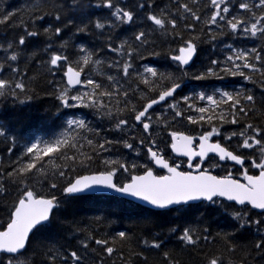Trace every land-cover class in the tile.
Returning a JSON list of instances; mask_svg holds the SVG:
<instances>
[{
    "label": "snow or ice",
    "instance_id": "obj_1",
    "mask_svg": "<svg viewBox=\"0 0 264 264\" xmlns=\"http://www.w3.org/2000/svg\"><path fill=\"white\" fill-rule=\"evenodd\" d=\"M95 6L107 9L108 16L87 23L67 18L69 11L80 9L77 0H72L71 5L57 4L52 11L32 5L27 20L19 18L23 10L0 7V25L23 29L15 40L0 43V98L21 104L35 98V78L26 82L19 63L26 54L37 55L36 51L26 53L27 39L43 36L49 41L43 48L48 58L40 63L52 77L62 73L63 82L48 80L53 91L47 95L58 102L57 118L68 117L63 121L64 131L55 139L11 136L12 144L22 141L23 148L10 170L5 168L0 173V264H96V260L99 264H116L113 256L121 264H133L132 257L143 253L130 250L125 260L124 249L134 240L128 231L100 237L89 232L79 242L80 248L71 251L63 246L48 247L38 238L57 220L64 200L79 198L78 194L86 192L109 190L167 212L173 211V206H179L177 211L191 210L196 207L190 203L194 201L218 205L233 222L231 233L216 234L224 240L230 255L225 258L223 253L206 254L204 264H264V127L248 119L250 113L256 112L255 94L242 87L234 88L231 81L225 82L227 77H240L256 83L254 77L258 74L264 88V0H236L235 5L232 0H209L205 7L210 15L206 16L200 9V0H174L173 6L163 8H156L154 0H137L133 5L97 0ZM236 8L244 14H234ZM14 17L19 18L18 23ZM48 17L52 19L47 20ZM149 21L147 28L140 27ZM201 23L204 27L197 31V24ZM90 24L98 30L123 25L137 29L118 46H113L111 36L107 38L106 47L118 58L106 61L101 79H97L100 72L93 68H103L105 63L95 58L98 50L76 45L71 59L65 54L69 41L63 37L70 33V26H74L71 35H75L87 33ZM213 25L219 31L209 35V26ZM220 36L256 38L260 41L259 49L227 44L223 60L209 59L207 64L200 62L197 66L204 37L216 41ZM53 39L60 41L58 48L53 47ZM158 40L167 48L158 51ZM145 54L163 56L175 67L170 70L151 62L137 66L135 60L145 59ZM214 80L221 81L222 86L210 83ZM193 81L198 83L193 85ZM261 105L264 106V93ZM77 108L107 117L111 122L109 131L120 135L113 139L101 136L99 128H93L85 118L68 116L62 111ZM180 120L198 125L201 134L194 136L176 129ZM225 125L239 127L228 131ZM138 127L143 138L128 135ZM9 131L8 122L0 120V137L7 141ZM233 138L237 143L230 150ZM116 145L130 150L134 157H113ZM167 148L176 155L166 154ZM242 150L251 152L242 154ZM7 151L12 152V148ZM46 157L63 161L53 165L56 171L51 175L46 174ZM229 161L234 162V167L239 166L235 172L226 168L223 174H213L214 169L224 168ZM12 188L15 195L8 203L6 197L11 195ZM131 207L151 211L135 204ZM253 210H258L254 216ZM166 214L152 213L156 217ZM168 231L179 232L178 242L192 248L208 242L211 235L208 227L194 225L169 227ZM245 231L252 239L235 243L237 235ZM139 243L156 250L164 247L159 233ZM237 250L241 255L232 259L231 254ZM161 255L165 264H181L170 250ZM144 259L146 264L147 257Z\"/></svg>",
    "mask_w": 264,
    "mask_h": 264
},
{
    "label": "trees",
    "instance_id": "obj_2",
    "mask_svg": "<svg viewBox=\"0 0 264 264\" xmlns=\"http://www.w3.org/2000/svg\"><path fill=\"white\" fill-rule=\"evenodd\" d=\"M0 7L7 8L9 10H23L19 18L25 20L28 19V13L31 10V6L39 4V6L44 11H52L54 6L57 4L64 3L66 5H71L72 0H0ZM137 0H119L122 5H133ZM209 0H200V9L202 13L210 15V11L205 7ZM258 2V0H257ZM80 4V9L76 11H69L67 13V18L75 19L77 22L83 20L87 23L89 20L95 21L98 18H103L108 16V10L102 7H96L97 0H77ZM236 0H232V4L235 5ZM174 0H154V6L156 8H163L165 6H173ZM244 14L243 10L238 8L234 9V14ZM143 12H141V17ZM14 17V22L18 23V19ZM48 17L47 20H51ZM47 21L45 22V26ZM151 22H145L140 25L142 28H147ZM204 25L197 24V31ZM212 32L209 35L218 33L219 29L216 26H209ZM137 30L129 25H123L112 30H98L94 28V25H89V31L87 33H76L71 35L75 31L74 26H70V33L65 35L63 39L69 41V48L65 54L72 58L77 49L76 45H84L89 49H96L99 55L95 58L101 59L104 63L103 68L100 65H93V68L100 72L97 79H101L104 72L106 71V61L114 58H118L117 54L110 51L106 44L108 42L107 38L112 37L113 46H118L120 41L123 39H130L132 33ZM23 34V29L15 27L13 25H0V43L5 40H15L19 35ZM205 42L201 44L203 49L200 62L207 64L209 59H220L223 60L227 51L225 45L231 44L235 48H245L250 49L251 47H257L259 49L260 41L256 38L247 37H231V36H220L216 41H210L208 37H204ZM49 41L46 37L41 36L40 38H28L26 53L36 51L37 55L35 57H29L27 54L24 56L23 60L19 63V68L24 72L25 79L27 82L28 78H35L33 86L36 89L35 98L25 102L23 104L19 101L13 102L11 98L4 100L0 98V120H5L8 122L9 128V139L6 141L3 137H0V173L3 172L5 168L10 170V165L12 161L20 154L23 148V142L20 141L16 145L11 142L12 135L23 136L26 139L39 138L42 140L55 139L64 131L66 125L63 123L68 117H58L56 112V107L58 102L53 96L47 95L53 91L51 85L48 84V80H54L57 82H62V73H58L55 77L47 74V68L40 63V61L46 60L48 58L47 54L43 51L46 43ZM54 48L59 47L60 41L53 39L51 41ZM157 48L158 51L167 48V44L160 43ZM175 46V45H173ZM24 47V46H21ZM63 51V50H61ZM3 53L0 52V62H2ZM153 63L154 66L161 68L169 67L170 70L174 69L175 65L171 64L169 60L163 56L160 58L150 57L145 54V59L135 60L137 66L146 63ZM15 66V65H14ZM114 71V70H112ZM248 71V70H246ZM8 73H5L7 75ZM110 74V73H109ZM256 83L252 81H246L240 77H227L225 82L231 81L234 88H244L251 90L256 97V112L250 113L248 119L254 124L264 127V106L261 105V96L264 93V88H261L259 83L258 74L255 75ZM193 85L198 82H191ZM215 86L221 87L222 82L218 80L211 81ZM199 90V89H197ZM184 94H188L185 92ZM62 111L67 112L68 116L75 114L77 117L85 118L91 123L93 128H99L101 136H107L109 139H113L120 135L109 131L111 128V122L107 117H101L95 115L92 110L88 109H62ZM239 126L237 125H225L224 128L228 131L237 130ZM178 130H183L191 135L201 134V129L198 125H191L186 120H180L179 123L175 125ZM141 129L138 127L134 132L128 133L129 136L135 135L138 139L143 138L141 134ZM165 139L169 141V137L164 133ZM215 139V138H214ZM132 142V141H130ZM222 143L227 144L228 142ZM136 143V142H134ZM232 147L230 149L234 150L237 143L236 138L230 142ZM163 146V145H161ZM12 148V152H8L7 149ZM169 148L166 149V154ZM246 152H251V150H242V154ZM121 154L128 156L129 158L134 157L128 149H124L121 145L114 146L113 157L115 155ZM51 155V154H50ZM143 156V153L141 154ZM63 161L59 159H49L45 158L44 165L46 168V174L51 175L52 172L56 171L53 165H60ZM237 168V167H236ZM218 174H223L219 173ZM15 195V189L12 188L11 195L6 197L8 203L11 202L13 196ZM59 195V193H57ZM139 205L135 202L127 200L125 198H119L115 196L106 195H81L79 198L67 199L61 205L60 210L57 213V220L47 229V231L38 235V238L44 241V244L48 247L55 246L59 248L63 246V249L68 251L77 250L80 248V241L86 237V235L91 232L95 233L98 237L104 235H110L115 231H128L130 232L134 240L132 244L124 249L125 260L128 259V253L130 250L136 252H142V256H133V264H145V257H147L146 264H165L163 257L161 255L162 251L170 250L172 255L181 261V264H204V257L206 254L211 253H223L225 258L229 257V253L225 250V242L217 233H231L232 232V220L231 217L223 209H220L218 205H210L209 202H200L193 207L191 210H185L181 208L179 211L173 208V211L167 212V210L158 211L152 210L150 212H141L139 209L133 210L132 205ZM225 204H233L225 201ZM140 208H146L139 205ZM239 208L240 206H237ZM3 209V202L0 201V211ZM166 212L167 214L162 217L153 216L152 213ZM255 210H253L252 215H255ZM97 217L101 219L98 221ZM199 222V223H197ZM194 225L198 227H208L210 230V237L208 242H203L198 244L195 248L185 247L178 242L179 232L173 234L168 231L169 227L182 228L185 226ZM83 229V231H80ZM159 233L160 239L164 242V247L160 250L151 249L139 243L144 238H151L152 235ZM215 237V239H213ZM252 239L249 232H241L237 235L235 243L243 244L246 241ZM93 246L94 241L91 242ZM62 249V250H63ZM241 253L239 250L231 254L232 259H237ZM92 259H95L94 254ZM116 264H121V261L116 256L113 258ZM96 264H99V260H96Z\"/></svg>",
    "mask_w": 264,
    "mask_h": 264
},
{
    "label": "water",
    "instance_id": "obj_3",
    "mask_svg": "<svg viewBox=\"0 0 264 264\" xmlns=\"http://www.w3.org/2000/svg\"><path fill=\"white\" fill-rule=\"evenodd\" d=\"M154 107H156V106H154ZM175 155H176V154H175ZM210 155H212V154H210ZM233 163H234V162H233ZM84 194H107V195H116V196H120V197H124V198L130 199V200H133V201H135V202H139V203H141V204H143V205H145V206H147V207L152 208V206L146 205L145 202L139 201L138 199H136V198H134V197L121 196L120 194H117V193L111 192L110 190H109V191L86 192V193H84ZM84 194H78V195H84ZM195 202H200V201H194V202H190V203H195ZM232 203H234V202H232ZM173 207H175V206H173ZM153 209H155V208H153ZM257 211H258V210H257Z\"/></svg>",
    "mask_w": 264,
    "mask_h": 264
},
{
    "label": "bare ground",
    "instance_id": "obj_4",
    "mask_svg": "<svg viewBox=\"0 0 264 264\" xmlns=\"http://www.w3.org/2000/svg\"><path fill=\"white\" fill-rule=\"evenodd\" d=\"M1 2V1H0Z\"/></svg>",
    "mask_w": 264,
    "mask_h": 264
}]
</instances>
